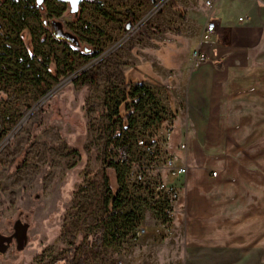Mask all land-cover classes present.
<instances>
[{
    "label": "rangeland",
    "instance_id": "374dc122",
    "mask_svg": "<svg viewBox=\"0 0 264 264\" xmlns=\"http://www.w3.org/2000/svg\"><path fill=\"white\" fill-rule=\"evenodd\" d=\"M10 1L0 0V48L25 54L33 46L34 64L50 90L44 94L30 71L0 55V128L6 131L0 132V264H62L64 258L78 264L80 257L84 264H117L140 239L127 233L112 241L110 219L101 221L120 188L108 163H116L118 148L110 147L123 136L119 116L130 105L129 90L154 73L153 46L180 40L184 9L176 0H100V9L85 1L71 13L68 3L44 0L37 16L26 17L30 37L25 33L22 43L20 22L9 18L25 7L14 13ZM162 60L168 64L167 56ZM154 100L134 113L129 134L163 146L147 111L160 107ZM161 114L163 125L169 116L164 109ZM141 209L139 226L161 239L157 245L182 232L153 224V214ZM95 233L105 235V248L88 247Z\"/></svg>",
    "mask_w": 264,
    "mask_h": 264
},
{
    "label": "crops",
    "instance_id": "0c3cea01",
    "mask_svg": "<svg viewBox=\"0 0 264 264\" xmlns=\"http://www.w3.org/2000/svg\"><path fill=\"white\" fill-rule=\"evenodd\" d=\"M176 4L180 40L153 46L154 73L139 82L171 118L164 146L190 168L171 224L182 232L159 245L146 233L119 260L264 264V0H217L211 11L203 0ZM209 15L217 28L203 40ZM196 48L203 62L192 61Z\"/></svg>",
    "mask_w": 264,
    "mask_h": 264
},
{
    "label": "built area",
    "instance_id": "2783aa9c",
    "mask_svg": "<svg viewBox=\"0 0 264 264\" xmlns=\"http://www.w3.org/2000/svg\"><path fill=\"white\" fill-rule=\"evenodd\" d=\"M216 1L203 0V3L211 11ZM242 19L239 18L240 21ZM216 28L215 21L209 15L202 31V39L209 40L216 32ZM191 59L194 63L203 62L206 55L202 49L196 48L191 52ZM158 115L159 118L154 119V122L157 129L159 128V134L163 137L162 142H165L166 137L173 130L171 118L168 117L162 125L161 112ZM130 132L131 130H128V133ZM128 143L130 146L127 149L118 151L116 160L125 168L123 186L131 196L141 200L142 207L147 208L153 214L152 222L171 225L179 198L183 189L186 190L188 164H181L173 152L164 147V144L159 145L155 140L148 142L142 137H134L130 138ZM179 149L185 152L186 144H180ZM216 174V171L211 172L212 176ZM145 233L146 228L138 226L131 233V238L138 240ZM117 264L124 263L118 261Z\"/></svg>",
    "mask_w": 264,
    "mask_h": 264
},
{
    "label": "trees",
    "instance_id": "16d2710c",
    "mask_svg": "<svg viewBox=\"0 0 264 264\" xmlns=\"http://www.w3.org/2000/svg\"><path fill=\"white\" fill-rule=\"evenodd\" d=\"M60 2V1H59ZM86 2L93 3L96 5L97 9H100V0H87ZM11 6L14 8V13H19V9H21V6L24 5L25 7V13L20 15H11L10 21L17 20L20 22L18 25V31H17V41L24 42V34L27 33L30 37V32L27 30L26 27V17L29 15H35L37 16V10L39 6L36 4V0H11L10 1ZM43 5V4H42ZM49 5V4H47ZM48 8V12L51 14L54 13L52 10H50V7ZM103 15H107V13L103 12ZM155 31L156 29H152ZM0 50L4 51V54H0L7 57H10L11 59H15L17 61L16 65L24 70V71H30L31 74L34 77L35 84L41 85L44 87V94L49 92L50 87L48 86L47 82L41 77V70L36 67L34 64L35 61V48L33 46L28 47L25 54H21V52L13 50L10 47L2 46ZM97 52H94L90 56H96ZM11 61V60H10ZM0 63H3V61H0ZM48 67V65L46 64ZM49 71V70H48ZM22 76V72L19 73L20 77ZM86 85H89V83H86ZM128 95L130 97V105L126 104V113L120 117L119 124L121 126V135L122 138H117L116 144H112L110 147V150H114V148H118V151L121 149H127L130 146V142L128 143L129 139L131 138V135L128 133V130L133 129L135 124V118L134 113L137 111H143L146 109V105L149 104V101L151 100L154 103V95L150 91V89L143 83L138 82L134 88L129 90ZM150 111V119H157L159 118V113L162 112L161 107H158V105L155 104L154 107L147 109ZM149 112V111H148ZM117 114V111H115ZM125 122V123H124ZM0 132H6L3 127L0 128ZM111 165H114L116 167V170L118 172L117 174V181L119 183L120 188L117 190L116 194L113 196L110 207L107 210L106 215L102 218V223L105 222V219H110L111 226V239L112 241L121 240L124 235L127 233H132L134 229H136L140 225V221L142 219L141 215V207L142 202L139 198L131 196L125 187L123 186V175L125 168L121 166L119 163H114L112 160H109L108 162ZM129 207V208H127ZM124 231L122 234L121 231ZM107 246L105 235L102 233H95L92 236V240L89 242L88 247L94 248L95 250L103 249ZM74 249V248H72ZM66 258L63 259L62 264H65ZM78 264H84L82 257L79 258Z\"/></svg>",
    "mask_w": 264,
    "mask_h": 264
},
{
    "label": "water",
    "instance_id": "95a60500",
    "mask_svg": "<svg viewBox=\"0 0 264 264\" xmlns=\"http://www.w3.org/2000/svg\"><path fill=\"white\" fill-rule=\"evenodd\" d=\"M44 0H36V4L38 6L43 4ZM60 2L68 3L69 10L71 13H77L81 4H83L87 0H58Z\"/></svg>",
    "mask_w": 264,
    "mask_h": 264
}]
</instances>
